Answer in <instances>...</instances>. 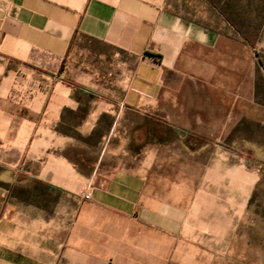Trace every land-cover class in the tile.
Returning a JSON list of instances; mask_svg holds the SVG:
<instances>
[{
  "label": "crops",
  "instance_id": "obj_1",
  "mask_svg": "<svg viewBox=\"0 0 264 264\" xmlns=\"http://www.w3.org/2000/svg\"><path fill=\"white\" fill-rule=\"evenodd\" d=\"M77 35L135 57L119 109L85 110L58 75ZM221 41L165 0H0V264H156V232L203 240L202 205L192 219L178 199L183 173L159 167L180 164L183 147L164 149L162 162L149 152L145 172L114 163L108 133L123 110L162 116L177 129L210 134L227 164L220 143L246 115L237 104L250 102L251 80L247 97L236 92L240 82L221 81L230 75L221 73V57L234 54Z\"/></svg>",
  "mask_w": 264,
  "mask_h": 264
},
{
  "label": "rangeland",
  "instance_id": "obj_2",
  "mask_svg": "<svg viewBox=\"0 0 264 264\" xmlns=\"http://www.w3.org/2000/svg\"><path fill=\"white\" fill-rule=\"evenodd\" d=\"M165 6L220 32L221 46L234 48V54L221 57V73L228 68L230 75L221 74L220 79L240 82L236 92L246 97L251 80V100L238 102L237 109L246 115L220 143L230 153L227 164L217 157L219 143L210 134L180 130L162 116L127 110L115 132L108 133L109 145H115L116 156L122 159L114 163L147 172L149 152L157 150L162 162L164 149L183 147L185 158L178 159L180 164L162 162L159 167L163 175L164 171L172 177L184 174L177 182L178 199L192 219L202 205L198 225L203 226L197 235L203 240L193 243L189 237L156 232V264H264V0H165ZM135 65V57L128 52L77 35L58 75L73 85L85 110L95 104L119 109ZM110 120L102 116L104 125ZM200 156L203 180H196L201 169L195 161ZM247 183L249 188H244ZM231 224L230 231L219 235Z\"/></svg>",
  "mask_w": 264,
  "mask_h": 264
},
{
  "label": "built area",
  "instance_id": "obj_3",
  "mask_svg": "<svg viewBox=\"0 0 264 264\" xmlns=\"http://www.w3.org/2000/svg\"><path fill=\"white\" fill-rule=\"evenodd\" d=\"M80 195L84 199H90L92 197V192L90 189H84L80 192Z\"/></svg>",
  "mask_w": 264,
  "mask_h": 264
},
{
  "label": "trees",
  "instance_id": "obj_4",
  "mask_svg": "<svg viewBox=\"0 0 264 264\" xmlns=\"http://www.w3.org/2000/svg\"><path fill=\"white\" fill-rule=\"evenodd\" d=\"M87 38H89V39H91V40H94V41H98V40H96V39H94V38H90V37H87ZM73 41V40H72ZM98 42H100V41H98ZM72 43V42H71ZM103 43V42H102ZM71 47V46H70ZM70 50V49H69ZM68 54V53H67ZM67 56V55H66ZM66 56L63 58V61L65 60V58H66ZM59 70H61V69H59Z\"/></svg>",
  "mask_w": 264,
  "mask_h": 264
}]
</instances>
